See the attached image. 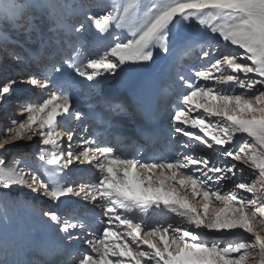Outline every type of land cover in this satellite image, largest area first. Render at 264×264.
Here are the masks:
<instances>
[{"label": "snow or ice", "instance_id": "obj_1", "mask_svg": "<svg viewBox=\"0 0 264 264\" xmlns=\"http://www.w3.org/2000/svg\"><path fill=\"white\" fill-rule=\"evenodd\" d=\"M9 28L34 32L36 48ZM181 49L201 63L170 73L181 91L167 133L144 112L114 141L136 112L126 94L105 99V126L92 131L72 99L78 82L87 106L100 78ZM18 86L42 95L18 98L0 135V264H264V0H0V102ZM20 141L32 148L10 163ZM74 169L95 179L74 187ZM33 194L100 211L61 219Z\"/></svg>", "mask_w": 264, "mask_h": 264}, {"label": "rangeland", "instance_id": "obj_2", "mask_svg": "<svg viewBox=\"0 0 264 264\" xmlns=\"http://www.w3.org/2000/svg\"><path fill=\"white\" fill-rule=\"evenodd\" d=\"M20 23L25 27H27L30 23H34L43 29L45 36L51 35V32H48L49 23L46 19L43 21L41 19L30 21L28 16L25 15L22 17ZM195 31V28L182 29L184 34H191ZM9 35L12 40L20 41V43L27 48H36L34 32H26L19 29L13 31L9 28ZM95 46V41H92L90 47L95 48ZM220 50L227 51L226 49ZM197 52L198 50H196V52H188L181 49L174 52L173 55H170L167 58L162 55H158L155 63L149 68L125 72L114 81L100 78L99 82L94 86V93H92V95L96 97V100L87 106H85V94L88 91L86 87L87 82H78L75 85V91L72 95L73 102L81 104L82 109L88 113L90 118L89 124L92 131L94 133H98L102 127H104V121L106 119L105 108L107 105L105 103V99L110 96L126 94L129 101L136 106V112L133 115V118H129V115H124L120 118L119 123L112 128V137L116 136V140H118L121 135L133 134L137 129L135 116L142 115L144 112L154 115L157 124L162 129L164 128L167 133L168 117L172 112L173 104L177 103V95L181 91L180 82L176 80L175 76L170 77V73L179 72L185 76H191L192 68L201 63V61L197 58ZM188 55L191 57L188 58ZM227 71L230 72V70ZM77 80L82 81V78H77ZM161 92L164 93L163 100H161ZM26 94L27 96L32 97L33 102H40V97L42 95L41 91L36 89L35 91L26 92L24 86L16 87L15 91L11 95H8L5 100L0 102V135L6 131L8 126H11V118L17 117L21 113V108L15 109V103L13 101H18V98L25 97ZM200 111L202 112V110ZM195 115L196 113L193 112V116ZM71 126L81 127L75 123ZM193 131L198 132V129H193ZM200 135L203 134L201 133ZM79 136L80 131H77V137ZM193 143L194 145H199V141H193ZM202 147L203 146H200V148ZM31 148L32 145L26 143L25 141H20L7 146V152L5 155L9 156V162L11 163L13 162L10 158L11 154L28 151ZM197 154H199V149H197ZM87 167V165L79 166L81 169H85ZM241 167H243V165H241ZM95 172V169H92L90 172L77 171L74 169L72 172L68 173V179L73 182L74 187H79L81 183H86L95 179L93 175ZM19 199L23 200L24 197L20 196ZM31 199L37 207H43L47 210L60 213L61 219L66 217L72 218L74 216H79L82 213L100 211L99 209H93L91 204H88L77 197H64L61 198L60 201L53 202L45 197L37 198L33 194ZM33 231L35 232V229H33Z\"/></svg>", "mask_w": 264, "mask_h": 264}, {"label": "bare ground", "instance_id": "obj_3", "mask_svg": "<svg viewBox=\"0 0 264 264\" xmlns=\"http://www.w3.org/2000/svg\"><path fill=\"white\" fill-rule=\"evenodd\" d=\"M20 35V34H19ZM22 35V34H21ZM193 54V53H192ZM191 56L190 55H188V58H190ZM15 104H14V106H15V109H19L20 108V106H19V104H18V101L17 100H15V101H13ZM15 109H14V111H15ZM17 111V110H16ZM159 123V122H158Z\"/></svg>", "mask_w": 264, "mask_h": 264}]
</instances>
